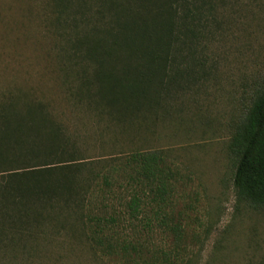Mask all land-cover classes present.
<instances>
[{"label": "trees", "instance_id": "trees-1", "mask_svg": "<svg viewBox=\"0 0 264 264\" xmlns=\"http://www.w3.org/2000/svg\"><path fill=\"white\" fill-rule=\"evenodd\" d=\"M232 1H46L41 19L59 89L0 96V250L63 234L127 264H178L175 246L152 248L134 263L131 251L141 259L140 250L121 235L155 226L181 237L180 222L156 215L173 189L165 152L133 149L109 161L86 156L93 135L65 116L74 111L81 121L93 114L97 139L100 124L118 137L149 134L177 94L206 76L205 48ZM227 151L236 196L264 207V86L231 131ZM123 186L130 193L124 210L107 207ZM151 204L156 209L148 214Z\"/></svg>", "mask_w": 264, "mask_h": 264}, {"label": "rangeland", "instance_id": "rangeland-1", "mask_svg": "<svg viewBox=\"0 0 264 264\" xmlns=\"http://www.w3.org/2000/svg\"><path fill=\"white\" fill-rule=\"evenodd\" d=\"M46 1L0 0V96L17 88L45 93L59 89L51 40L43 32L41 19ZM233 2L224 9V23L205 48L206 76L177 94L149 134L118 137L111 129L101 130L100 124L97 139L93 114L80 121L79 113L73 111L75 118L66 113L69 121L87 124L93 135L86 156L109 161L133 149H158L173 163V189L159 203L164 207L156 215L166 213L180 222L182 235L176 239L153 226L148 231L140 229L134 237L126 229L122 238L141 254L139 259L131 251L134 263L149 258L152 248L175 246L178 264H264V207L236 196L227 151L231 131L254 93L264 86V0ZM79 146L85 149L86 142ZM81 174L88 173L82 170ZM128 189H116V197L121 198L110 197L107 207L124 210ZM151 207L148 214L156 209L154 204ZM50 240L0 250L4 251L0 264H127L117 257L100 256L78 238L60 234Z\"/></svg>", "mask_w": 264, "mask_h": 264}]
</instances>
